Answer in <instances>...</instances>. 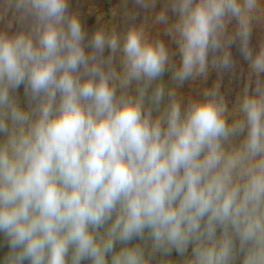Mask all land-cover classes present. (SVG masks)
<instances>
[{"label": "clouds", "instance_id": "1", "mask_svg": "<svg viewBox=\"0 0 264 264\" xmlns=\"http://www.w3.org/2000/svg\"><path fill=\"white\" fill-rule=\"evenodd\" d=\"M169 6L175 22L155 20L178 47V86L207 78L210 53L233 68L239 41L249 74L232 110L219 83L182 106L161 81L168 48L141 28L88 38L69 0H4L0 20L22 27L0 29V264H174L173 251L264 264V42L250 47L264 0Z\"/></svg>", "mask_w": 264, "mask_h": 264}, {"label": "rangeland", "instance_id": "2", "mask_svg": "<svg viewBox=\"0 0 264 264\" xmlns=\"http://www.w3.org/2000/svg\"><path fill=\"white\" fill-rule=\"evenodd\" d=\"M70 4V12L76 13L79 15V18L82 22L84 29L87 32L88 38L92 36V34L97 29H104L109 33H117L123 35L126 32L127 28L130 26H135L143 29L145 34L152 40L161 39L166 47L168 48L170 54V67L166 70L167 73L172 74L171 65L178 66L180 63V53L175 41L166 34V29L168 28V24L157 23L155 17L161 12L166 11L169 24L174 23L176 20V15L172 12L169 6V0H156L155 5L145 7L143 5L137 4L136 0H69ZM4 14V0H0V15ZM11 22L13 24L12 29H10V33H14L19 31L22 27L19 23H17L11 13L5 17L4 20H0V29H4L6 24ZM236 26V21L233 19L232 22L228 26V32L231 34L234 32ZM26 27V25L24 26ZM87 43V40L85 41ZM239 41L235 44H232L229 47V51L231 52L232 59L234 61V67L231 69H225V71L221 70L222 75L227 74L231 70L240 75H244V77H248L249 67L248 62L241 56L239 51ZM86 51H90V49L86 48ZM109 55V50H105V56ZM212 57V54H211ZM211 60H209V65L211 66ZM117 61V62H116ZM116 68L119 70V58L116 59ZM196 79H192L194 81L193 86H186L187 89H182L178 98L181 99L182 106L186 105L191 99H201L203 95V90L200 88V84L195 83ZM231 82H236V79H232ZM240 82V80H238ZM185 90V92H184ZM237 90V89H236ZM130 92L134 94V90L130 89ZM233 91L229 87H225V89L221 90V94L224 97V93H230ZM14 95L17 97L20 105L22 107L27 108L26 98L24 96V88L23 86L18 89ZM229 96V95H227ZM229 110H232L236 105V100H228L224 99ZM234 118L233 116L229 117V120ZM242 137L237 138L235 140L236 143H239V140ZM135 243H141L138 240H134ZM121 245L117 244V249H119ZM8 249L6 243L2 236H0V259L7 253ZM191 249L189 248V254ZM154 262L160 259L159 255L155 256ZM174 264H181L183 258L178 256L175 251L171 253L169 257Z\"/></svg>", "mask_w": 264, "mask_h": 264}, {"label": "trees", "instance_id": "3", "mask_svg": "<svg viewBox=\"0 0 264 264\" xmlns=\"http://www.w3.org/2000/svg\"><path fill=\"white\" fill-rule=\"evenodd\" d=\"M255 15L258 17V21H254V27H253V31H252V35L250 39V47H252L254 51L258 50L261 42H264V8H261V10H259ZM211 58L212 57L210 53L209 60ZM116 62H115V65H117ZM221 70L223 69H216L209 65V71H208L207 78L205 79L201 77L200 79H197L195 83L200 84V88L203 91L205 89H211L215 84L219 83L220 94H221V90L225 89V87H229L233 91H230V93H224L225 94L224 99H226V97L228 98V100L234 99L236 100V103H237V97L242 94L244 85L248 81V77H244V75H240L237 72L234 73L233 70H231L225 75H222L223 72ZM223 71H225V69ZM232 79H236V82L234 83L231 82ZM238 80H240V82H238ZM161 81L163 82L166 90L170 88H174L177 91L178 95L180 94V92H182L181 91L182 89H187L186 86L195 85L194 81L192 79H189L185 81L182 85L178 86L177 83L172 79V74L167 73L166 71L163 74ZM154 86L155 85H153V87ZM131 89L135 91V84H133ZM186 91H189V90L187 89ZM150 93H151V89L149 90V94ZM166 103H167V96H165V100L162 102L161 108H163ZM154 115H156L155 112H154ZM132 244H135V242L132 241Z\"/></svg>", "mask_w": 264, "mask_h": 264}]
</instances>
